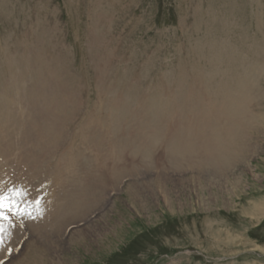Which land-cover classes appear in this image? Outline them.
<instances>
[{"label": "rangeland", "instance_id": "rangeland-1", "mask_svg": "<svg viewBox=\"0 0 264 264\" xmlns=\"http://www.w3.org/2000/svg\"><path fill=\"white\" fill-rule=\"evenodd\" d=\"M36 38L48 42L49 52L60 55V62L66 59L69 73L81 83L80 112L66 126L67 132L83 119L85 104L98 110L89 60L103 53L117 60L122 79L143 75L141 92L155 89L161 75L176 87L179 79H184L178 67L181 60L204 80L211 78L213 87L224 85L219 95L225 90L232 94L237 83L243 82L251 89L245 97L250 120L240 122L241 132L236 131L241 141L235 146L230 138L228 145L241 150L239 162L217 175L198 174L191 168L173 171L169 166L161 170L160 162L154 161L157 151H123L134 163L129 158L130 168L116 171L112 162L103 160L102 153L83 149L92 159L82 160L71 149L70 158L84 164L74 165L69 173L81 179L84 173L77 169L92 166L85 187L88 192L89 186L93 189L90 200L104 190L101 201L77 219L69 218L63 229L54 227L38 236L25 231L18 213L5 226L21 228V241L12 249L5 245L0 264H264V0H0V68L1 57H9V65L18 73L20 62L37 50ZM191 60L198 66L192 67ZM0 73L4 79H13L8 67H2ZM182 86L189 89L184 82ZM25 88V83H19L14 91L16 102L17 94L23 98L22 104L15 106L19 110L26 101ZM119 95H125L124 88ZM75 113L71 109L56 114L66 117L64 126ZM196 122L183 116L172 127L183 129L186 137L200 135L205 128L196 129ZM224 123L225 119L219 123L220 132H225ZM87 134V128L81 129L73 145L78 139L85 141ZM58 136L49 140L45 134V145L54 147L60 141ZM70 142L67 135L52 155L45 156L15 146L8 169L16 188L9 193L19 192L14 199L20 207L21 193L35 208L33 194L38 195L40 206L51 196L55 176L62 178L66 169L59 173L50 162ZM141 154L152 160H143L147 168L158 169L145 173L144 165L137 163ZM159 171L165 172L163 178L157 175ZM79 204L74 203L72 209ZM62 216L52 217L55 226ZM28 239L36 240L37 247H29Z\"/></svg>", "mask_w": 264, "mask_h": 264}, {"label": "bare ground", "instance_id": "bare-ground-1", "mask_svg": "<svg viewBox=\"0 0 264 264\" xmlns=\"http://www.w3.org/2000/svg\"><path fill=\"white\" fill-rule=\"evenodd\" d=\"M36 39L37 50L29 58L20 62L21 67L18 73L15 67L9 65L11 62L9 57H1L3 65L0 71H2V67L10 68L12 73L9 74L13 78L4 79L0 73L1 194L11 196L9 190L16 188L10 182L12 173L8 169L12 163L16 145H20L22 149L29 152L36 151L39 156H45L46 154L52 155L55 152L54 149L66 141L67 135L68 138H71V142L65 146L59 157L50 162L59 173L61 169H66V175L62 178L59 175L55 176L51 196L40 206L38 195L33 194L32 198L37 201L36 205L38 206L35 208L34 205L27 203L26 194H20L22 210L19 212L22 211L24 214L19 215L25 222V231L28 230L30 235L38 236L41 231H50L54 227L63 229L69 218L77 219V215L84 214L91 206H96L101 201L100 195L104 193V190L100 192V195L95 196V199L90 200L89 195H94L93 189L89 186L88 192L85 187V183L91 180L92 166L85 165L77 169L84 173L81 179L69 173L74 165L79 167L84 164L79 159L70 158L71 149L82 160L92 159L83 153V149L94 154L102 153L103 160L112 162L116 171H126L130 168L127 165L129 158L132 164L134 163L133 157L123 151L134 153L157 151L158 155L154 161L160 162L159 169L163 170L164 166H169V169L173 171L191 168L198 174L203 172L212 175L224 173L239 162L238 156L242 154L241 150L229 148L228 145L230 138L234 141L235 146L241 141L242 136L240 140H237L240 134H237L236 131L241 132L240 122L250 120V115L247 112L250 106L245 103V97L251 93V89L244 86L243 82L237 83L232 94L227 95L225 90L223 94L219 95L218 91L224 88V85L217 86L215 84L213 87L211 78L204 80L198 72L193 73L189 68L183 66L181 60L178 67L183 72L184 79L180 78L176 87L166 76L159 75L158 85L155 89L141 92L139 86L143 84V78L140 77V75L143 76L142 74L139 77L132 75L131 77L137 78H134L135 80L129 79L128 76L122 79L117 60L110 53L106 55L102 52V57H96L92 51L94 55L90 57L89 61H92L91 66L94 69V83L92 84L96 87L95 102L97 103V106H94L98 110L85 104L86 110L83 119L73 131L67 132L66 126L69 127L80 112L78 85L81 83L77 81L78 78L76 79L70 74L71 72L69 73L68 68L70 67L64 63L66 59L64 61L62 59L60 62V55L57 56L53 51L49 52L50 46H46L48 42H43L41 38ZM51 57L53 60H49ZM191 64L192 67L198 66L192 60ZM183 82L189 89L182 86ZM19 83L26 84V101L23 109L20 110L15 106L21 105L20 102L23 98L20 94H17L19 96L17 102L14 98V91L19 88ZM75 85L77 86L75 87ZM121 88L125 89L124 96L119 95ZM84 90H86L85 85ZM45 94L50 96L46 98ZM179 98L182 103L179 102ZM71 109L76 111L75 116L63 126L66 117L56 113L59 110L69 112ZM93 112H97V114L90 117L88 114ZM183 116L197 119L198 122L194 124V127L197 129L199 126H203L205 130L201 129L200 135L196 133L186 137L183 129L172 127L173 122L180 120ZM41 117L45 121L41 120ZM222 119H225V132H220L219 129ZM83 128H87L86 140L78 139L73 145L74 137ZM101 132L108 137L102 136ZM17 133L20 134L19 138L16 137ZM45 134L49 140H53L59 135L57 139L60 141L51 148L50 145H45ZM109 151L110 153H108ZM143 160L148 162L152 160L148 156L139 155L137 163L144 165L145 173L151 169H158L155 166H152L151 169L147 168ZM94 162L98 165L99 159L96 158ZM39 170L41 172L43 167L40 166ZM164 174L165 172L162 174L159 171L157 175L163 178ZM37 176L40 177V175ZM70 183L71 188H69ZM79 201L80 204L75 208L79 211H75L72 209L73 205ZM64 202L68 203L70 208L66 207ZM93 202L95 203L93 204ZM60 213H63V216L59 220V224L55 226L52 217ZM5 227L7 238L0 248V257L3 256L6 246L12 249L13 245L21 241L20 237L23 233L22 229L15 224H11L8 228ZM27 241L29 247H37L36 240L31 242L32 239H28ZM4 246L5 248L2 250ZM33 264H37V262Z\"/></svg>", "mask_w": 264, "mask_h": 264}, {"label": "snow or ice", "instance_id": "snow-or-ice-1", "mask_svg": "<svg viewBox=\"0 0 264 264\" xmlns=\"http://www.w3.org/2000/svg\"><path fill=\"white\" fill-rule=\"evenodd\" d=\"M19 195V192L14 193L13 195L0 194V221L7 220L8 217L4 214L5 212L11 213V215L15 216L18 214L16 208V202L14 196ZM20 215L24 213L19 212ZM6 232L7 229L3 224H0V246L4 245L6 240Z\"/></svg>", "mask_w": 264, "mask_h": 264}, {"label": "trees", "instance_id": "trees-1", "mask_svg": "<svg viewBox=\"0 0 264 264\" xmlns=\"http://www.w3.org/2000/svg\"><path fill=\"white\" fill-rule=\"evenodd\" d=\"M114 257H118V254L116 256H114Z\"/></svg>", "mask_w": 264, "mask_h": 264}]
</instances>
